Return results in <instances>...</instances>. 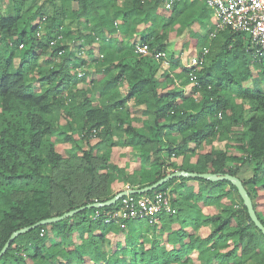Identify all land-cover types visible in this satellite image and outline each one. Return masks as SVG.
<instances>
[{
  "label": "trees",
  "instance_id": "trees-1",
  "mask_svg": "<svg viewBox=\"0 0 264 264\" xmlns=\"http://www.w3.org/2000/svg\"><path fill=\"white\" fill-rule=\"evenodd\" d=\"M59 2L23 10L25 0H0V251L25 226L146 187L170 169L238 177L264 224V59L249 37L227 29L211 38L203 0L173 9L163 0ZM175 31L188 32L189 53L209 48L197 84L169 52ZM81 41L95 64L84 78ZM130 101L145 116L131 117ZM60 130L76 147L67 156ZM116 136L138 151L137 167L113 162ZM158 192L172 205L158 223L95 216L119 201L87 208L18 235L0 264H264V234L230 181L176 177L145 194Z\"/></svg>",
  "mask_w": 264,
  "mask_h": 264
},
{
  "label": "built area",
  "instance_id": "built-area-1",
  "mask_svg": "<svg viewBox=\"0 0 264 264\" xmlns=\"http://www.w3.org/2000/svg\"><path fill=\"white\" fill-rule=\"evenodd\" d=\"M183 0H163V5L168 9ZM191 1V0H190ZM212 9L216 16L215 28L212 37L224 30L243 32L250 39L251 48L254 49L255 56L264 59V0H203ZM43 26L39 27L38 35L42 33ZM149 44L138 43L137 49L140 53H146ZM23 45H21L22 47ZM209 48L206 46L201 52L193 54L190 58H185L183 53L178 55L182 65L191 69L190 80L197 84L195 71L200 70L207 61ZM158 59L168 62L166 52H159ZM78 75H85L84 71H78ZM171 212V198L166 192H158L154 195L147 194H127L119 199L117 207L104 211L96 212L95 216H102L106 223L118 222L123 220L141 218L149 219L152 223H158L162 212Z\"/></svg>",
  "mask_w": 264,
  "mask_h": 264
},
{
  "label": "rangeland",
  "instance_id": "rangeland-1",
  "mask_svg": "<svg viewBox=\"0 0 264 264\" xmlns=\"http://www.w3.org/2000/svg\"><path fill=\"white\" fill-rule=\"evenodd\" d=\"M55 1H56L57 6H59L58 5L60 3L59 0H55ZM42 2H43V0H25V4H24L25 6L23 7V10H26L28 7H34L35 8L37 5H40ZM54 10H55L54 4H52L51 2H48L43 11H45L47 14H49V13L52 14L54 12ZM194 28H195V30L199 31V33H201V34H204L205 32H207V28L205 26L200 27V26L196 25V26H194ZM42 33H43V30H42ZM211 34H212V32H211ZM211 34H210L211 38H215L216 37V36L212 37ZM188 40H189V34H188L187 31L183 32L181 34L177 33L176 31L171 33L170 44H169V52L170 53L173 52V53H175L177 55H179L180 53H183L185 58H190L193 54L198 53L197 51L194 52V53H189V51L192 48L189 45L190 43H188ZM209 40H211V39L209 38ZM70 44H71V41L68 42V45H70ZM79 45L82 46V47L79 48V56H80V58L86 59V61L87 60L88 61L86 62L87 63L86 65L79 66V68L77 70L79 72H81L83 70L84 73H86L85 72V68H87V70H91L93 72L95 64L91 63L92 56L87 55V51H86L87 50L86 49L87 45H86V43L84 41H81V42H79ZM193 49H195V48H193ZM202 49H204V47ZM167 56H169V55L167 54ZM162 68L166 69V70H170L169 64L168 65H164L163 62H162ZM83 76L84 75L79 76V77L82 78ZM92 76L93 75H90V76L87 75L86 79L79 84V87H85L86 84L87 85L90 84L89 81H90V78ZM170 76H172L174 78L175 70L170 71ZM175 83L177 85H182V83L179 82V80H177V79H175ZM190 85L191 84L186 85L185 89H188L190 87ZM140 110L141 109L137 110L136 108H134V105H133L132 101H130L128 103V105H127V111H129L131 113V117L133 115L145 116V115H143L142 111H140ZM63 126H64V124H63ZM60 135H61V130L56 135L58 148L67 156V155L71 154L76 147H75V144L73 142L63 141L62 138L60 137ZM96 139L97 138H95L93 140V142H95ZM115 141L117 142V148H116V151L113 154V158H115L113 162H118V163L120 162L122 165H126V163L129 162L130 164L128 163L127 165L130 168L137 167L139 165L138 151L135 150V149L133 150V146H131L130 144L125 143L126 142L125 139L123 141V140H121V138L119 136L115 137ZM214 146H215L216 149L223 148L224 147V143L223 142H215ZM203 149H205V147H203ZM118 153H120L122 155V159L121 160L117 159ZM131 163L133 165H131ZM172 171L173 170L170 169V172H172ZM127 187H128V185H127ZM111 238L112 239H117V238H122V236H120V235L119 236L111 235Z\"/></svg>",
  "mask_w": 264,
  "mask_h": 264
},
{
  "label": "water",
  "instance_id": "water-1",
  "mask_svg": "<svg viewBox=\"0 0 264 264\" xmlns=\"http://www.w3.org/2000/svg\"><path fill=\"white\" fill-rule=\"evenodd\" d=\"M176 177H187V178L195 177V178L207 179L210 181H221V180L230 181V183H232L237 188L239 195L241 196V198L244 202V205L246 206V208L248 210V213H249L251 220L255 223V225L264 234V224L259 219V217L256 213V210L254 208L252 198L250 197V195H249L247 189L245 188L241 179H239L238 177H236L234 175H230V174L218 175V174H214V173H210V172L196 173V172H189V171H185V170H175V171H172V172L168 173L167 175H165L163 178L160 179V181L158 180L155 183L148 185L146 187L137 188V189H131V188L124 189L123 191L117 193L115 196H113L109 200H106L103 202H99V201L92 202V203H89L87 205L78 207L76 209L67 211V212L63 213L62 215L40 220V221H38L32 225L25 226V227L15 231V232H13L11 234V236L8 238L5 245L3 246L2 250L0 251V258L6 253V251L10 247L11 243L20 234L29 232V231L35 229L36 227H38L40 225H47V224H50L53 222L63 220L66 217L72 216V215L80 212L81 210H84L87 208H104V207L114 205L119 201L120 198L124 197L127 194H138V195L145 194L149 191L154 190L157 187H160L162 184L169 181L170 179H173Z\"/></svg>",
  "mask_w": 264,
  "mask_h": 264
},
{
  "label": "crops",
  "instance_id": "crops-1",
  "mask_svg": "<svg viewBox=\"0 0 264 264\" xmlns=\"http://www.w3.org/2000/svg\"><path fill=\"white\" fill-rule=\"evenodd\" d=\"M192 1V0H191ZM213 15H214V21L216 20V16H215V14H214V12H213ZM178 56V55H177ZM164 65H168V63L165 61V63H164ZM166 67V66H165ZM129 163V162H128ZM128 163H126V165L128 164ZM130 164V163H129ZM131 165H133L132 163H131Z\"/></svg>",
  "mask_w": 264,
  "mask_h": 264
}]
</instances>
